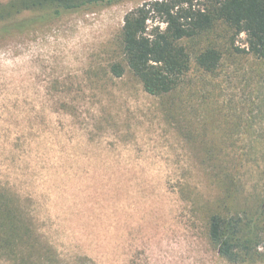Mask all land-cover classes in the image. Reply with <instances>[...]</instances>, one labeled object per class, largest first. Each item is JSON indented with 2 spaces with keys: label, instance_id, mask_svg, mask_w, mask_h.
Segmentation results:
<instances>
[{
  "label": "rangeland",
  "instance_id": "374dc122",
  "mask_svg": "<svg viewBox=\"0 0 264 264\" xmlns=\"http://www.w3.org/2000/svg\"><path fill=\"white\" fill-rule=\"evenodd\" d=\"M144 1L112 0L0 39V188L55 264H227L206 237L218 189L200 147L208 163L229 165L250 210L264 191V59L235 49L245 34L232 47L231 31L214 32L216 71L192 59L174 96H152L129 71H109L124 15ZM7 256L0 264H13Z\"/></svg>",
  "mask_w": 264,
  "mask_h": 264
},
{
  "label": "trees",
  "instance_id": "16d2710c",
  "mask_svg": "<svg viewBox=\"0 0 264 264\" xmlns=\"http://www.w3.org/2000/svg\"><path fill=\"white\" fill-rule=\"evenodd\" d=\"M111 1L2 2L0 39L23 33L64 13ZM24 12L40 13V16L12 23ZM153 19L158 24L149 28V21ZM159 23H163L164 27ZM224 30L231 31L230 46L234 47L236 37L243 33L246 48L235 49L264 59V0L144 1L124 15L118 38L121 61L111 64L109 71L114 77H121L129 71L143 90L152 96H174L190 72L192 59L204 72L216 71L223 51L208 39L211 33L219 31L217 35L220 37ZM202 41H206L204 46ZM174 103V98L166 102L167 108ZM200 149L201 164L218 189L214 200L207 203L205 212L209 245L227 264L264 263V191L256 198L255 209L250 210L241 195L244 196L243 184L234 178L229 165L225 162L208 163L203 158L208 155L207 152L203 151L204 147ZM222 151L219 149L218 153ZM38 239L17 197L15 199L0 188V253L8 255L13 264H35L34 256L44 259L41 264H55L54 256H41L45 250ZM49 253L46 251L45 255Z\"/></svg>",
  "mask_w": 264,
  "mask_h": 264
}]
</instances>
